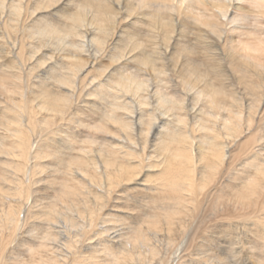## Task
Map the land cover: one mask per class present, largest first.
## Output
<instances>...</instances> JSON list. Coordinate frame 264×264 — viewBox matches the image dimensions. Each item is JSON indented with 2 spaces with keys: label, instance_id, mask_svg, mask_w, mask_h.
<instances>
[{
  "label": "bare ground",
  "instance_id": "1",
  "mask_svg": "<svg viewBox=\"0 0 264 264\" xmlns=\"http://www.w3.org/2000/svg\"><path fill=\"white\" fill-rule=\"evenodd\" d=\"M0 264H264V0H0Z\"/></svg>",
  "mask_w": 264,
  "mask_h": 264
},
{
  "label": "rangeland",
  "instance_id": "2",
  "mask_svg": "<svg viewBox=\"0 0 264 264\" xmlns=\"http://www.w3.org/2000/svg\"><path fill=\"white\" fill-rule=\"evenodd\" d=\"M209 206V205H208ZM208 206H206L205 208H204V211H203V213H206V214H209V213H207V211H208V209H209V207ZM206 209V210H205ZM220 214H222L221 212H220ZM213 216V215H212ZM211 216H209V218H210ZM198 224V223H197ZM197 224H193L192 226H190L189 228H188V230L186 231V238H185V241H187L188 240V238H189V236H190V234H192L193 232H195V229H198L197 228ZM199 231H200V228L198 229V234H199ZM210 231H212V229L211 228H208V229H206V232H210ZM201 232V231H200ZM181 255H183V254H181ZM180 255V256H181Z\"/></svg>",
  "mask_w": 264,
  "mask_h": 264
}]
</instances>
